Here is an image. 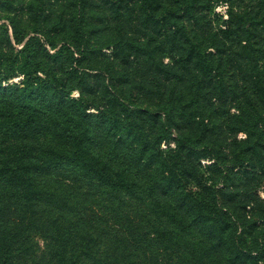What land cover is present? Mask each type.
Wrapping results in <instances>:
<instances>
[{
	"label": "trees",
	"instance_id": "trees-1",
	"mask_svg": "<svg viewBox=\"0 0 264 264\" xmlns=\"http://www.w3.org/2000/svg\"><path fill=\"white\" fill-rule=\"evenodd\" d=\"M0 19V264H264V0Z\"/></svg>",
	"mask_w": 264,
	"mask_h": 264
},
{
	"label": "rangeland",
	"instance_id": "rangeland-1",
	"mask_svg": "<svg viewBox=\"0 0 264 264\" xmlns=\"http://www.w3.org/2000/svg\"><path fill=\"white\" fill-rule=\"evenodd\" d=\"M215 8H216V9H221V6L216 5ZM0 20H2V19H0ZM104 38H106V37H104ZM104 50H105L106 52L108 51L107 48H104ZM105 60H107L106 57H105ZM167 60H168V59H167L166 56L163 57V61H167ZM101 62H104V59H102ZM14 79H17V78H14ZM71 94H72V95H76V94H77V91H76L75 89H73V90L71 91ZM242 135H243V132H242V131H238V133H237L236 136H237V138H238V137H240V136H242ZM228 140H229V138H227L226 141H228ZM257 192H258L259 195H263V190L261 189V187L258 188ZM38 242H39V244H41V243H42V242H41V239L38 238ZM261 259H262V258H261ZM263 259H264V258H263Z\"/></svg>",
	"mask_w": 264,
	"mask_h": 264
}]
</instances>
